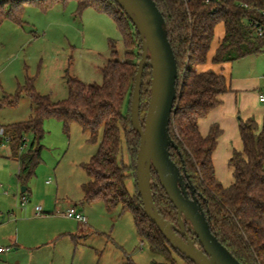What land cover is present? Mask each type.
I'll list each match as a JSON object with an SVG mask.
<instances>
[{
	"label": "trees",
	"instance_id": "obj_1",
	"mask_svg": "<svg viewBox=\"0 0 264 264\" xmlns=\"http://www.w3.org/2000/svg\"><path fill=\"white\" fill-rule=\"evenodd\" d=\"M67 1L0 0V26L7 20L22 23L24 3L48 10ZM76 1L82 10L93 8L113 17L122 36L124 57L118 58L115 41H111L112 58L102 68V83L85 84L70 78L69 96L59 102L36 92L33 80L28 79L14 98L5 96L0 100V109L15 107L20 95L26 94L33 105L28 121L8 126L0 123V146L9 144L13 158L20 164L19 177L27 180L42 162L45 119L61 120L66 131L71 124L77 123L90 134V143H97L101 135L97 153L83 165L89 177L82 185L83 203L102 201L108 210L121 207L123 212L129 211L138 235L150 251L168 261L154 264H177L165 238L144 214L136 185L140 137L131 123V101L142 54L140 36L114 0ZM154 1L165 19L178 67L177 100L169 126L170 136L178 149H171V158L202 195V207L218 240L240 263L264 264V118L261 126L254 118L239 121L243 150L233 151L228 164L234 182L229 187L223 186L213 163V154L223 132L218 125H213L208 136L203 137L199 121L221 104L220 97L228 93L230 87L223 74L196 70L197 66L207 63L215 30L220 24H224L225 35L212 59L213 64L232 63L264 53V0ZM151 80L152 70L147 66L141 94L142 124L151 99ZM126 102L128 109L124 113ZM29 135L32 137L30 144ZM122 137L131 162L129 167L119 159ZM152 174L156 207L165 220L178 225L176 209L157 174L154 171ZM130 177L135 179L136 194H130L126 187ZM186 228L198 244L187 222ZM185 260L186 264H194ZM127 264L134 263L129 259Z\"/></svg>",
	"mask_w": 264,
	"mask_h": 264
},
{
	"label": "rangeland",
	"instance_id": "obj_2",
	"mask_svg": "<svg viewBox=\"0 0 264 264\" xmlns=\"http://www.w3.org/2000/svg\"><path fill=\"white\" fill-rule=\"evenodd\" d=\"M21 21L7 20L0 26V100L14 98L28 79L33 80L36 92L53 102L65 100L70 78L85 84L102 83V68L112 58L111 41H115L118 58L124 57L122 36L113 17L93 8L82 10L76 0L48 10L24 3ZM224 67L233 85L246 88L242 98L246 107L237 119L245 121L249 114L261 122L264 53ZM32 108L30 98L21 94L15 107L0 109L1 125L28 121ZM127 109L126 102L122 111ZM44 130L42 162L27 180L19 177L20 164L9 144L0 146V248L7 251L0 264H15L5 257L14 253L20 264H127L129 259L134 264L167 263L138 235L129 211L123 212L121 207L108 210L102 201L83 203L82 185L89 180L83 165L97 153L101 135L97 143H90V134L77 123L66 131L64 123L53 118L45 119ZM228 135L232 144L242 145L239 133L237 139L233 132ZM31 140L29 135L28 144ZM119 159L131 165L123 137ZM231 171L227 164L218 169L222 181L217 178L225 187L224 178L233 177ZM126 187L136 194L134 178L126 180ZM37 207L43 210L38 217ZM70 208L83 214L87 223L67 218L64 214ZM15 239L19 248L13 246ZM171 252L177 264H186Z\"/></svg>",
	"mask_w": 264,
	"mask_h": 264
},
{
	"label": "water",
	"instance_id": "obj_3",
	"mask_svg": "<svg viewBox=\"0 0 264 264\" xmlns=\"http://www.w3.org/2000/svg\"><path fill=\"white\" fill-rule=\"evenodd\" d=\"M134 25L142 42L141 60L131 101V123L140 137L136 185L144 214L157 227L170 249L194 264H242L212 232L210 219L188 177L171 158L178 146L170 136V121L177 100L178 67L168 38L166 22L154 0H114ZM151 67V99L144 124L141 94L144 72ZM159 178L167 198L177 211L178 225L165 220L152 195V172ZM26 188L22 189V193ZM192 227L198 244L187 232Z\"/></svg>",
	"mask_w": 264,
	"mask_h": 264
},
{
	"label": "crops",
	"instance_id": "obj_4",
	"mask_svg": "<svg viewBox=\"0 0 264 264\" xmlns=\"http://www.w3.org/2000/svg\"><path fill=\"white\" fill-rule=\"evenodd\" d=\"M225 35V29H224V24H220L217 26L216 30H215V38L211 47V50L208 54V60L207 63L204 65H200L196 67V70L198 72H206L209 70H212L216 73H220L223 74L227 80V84L230 87V91L224 95H222L220 97L221 99V104L214 109L209 115L208 117L201 119L199 121V130L200 133L203 137L208 136L210 129L213 125H218L221 130H222V135L220 136V138L218 139V145L216 150L214 151L213 154V163H214V167H215V172H216V176L222 181V179L219 177L218 175V169L219 168H224V166L228 164L233 151H239L241 152L243 150V145H240L239 143H235L232 144L231 143V138L229 137L230 135H228V132L230 133H234L235 134V138L237 139L238 137V133H239V138L241 140L240 137V131H239V122L240 118L237 119L238 114L241 112L242 109H244L246 107V103H244V99L243 98V93L246 91V88H244L241 85H233V82H231L229 80L228 77L229 76V70L225 69L224 65H215L212 63V59L215 55V52L217 50V48L219 47L221 41L223 40ZM253 89V88H251ZM260 97V95H259ZM242 100V103H241ZM260 104V103H259ZM262 118L264 117V109H262V113H261ZM246 120L250 119V115L247 114V116L244 117ZM262 118H261V122H262ZM261 122L259 121V126H261ZM221 142L223 144V146L221 145ZM242 143V141H241ZM220 146L221 149H220ZM223 149V151H222ZM221 154V155H220ZM218 155H220L218 157ZM218 157V158H217ZM230 167V166H229ZM232 172V171H231ZM233 174V172H232ZM226 180V185L227 187H229L230 185L233 184L234 182V178L233 177H229V176H225L224 178ZM38 208L41 209V212L39 210H37ZM71 209V208H70ZM41 213L43 214V210L41 207H37L35 210V216H41ZM65 215V214H64ZM13 246L16 247H20L21 245L17 244V239L14 240L13 242ZM7 251L3 254H0V257L3 256L4 254H6ZM9 253V252H8ZM5 257L8 258V260H13L15 262V264H20L17 259V253L13 254V255H6ZM2 260V257H1ZM0 260V262H1ZM7 263V262H6Z\"/></svg>",
	"mask_w": 264,
	"mask_h": 264
},
{
	"label": "built area",
	"instance_id": "obj_5",
	"mask_svg": "<svg viewBox=\"0 0 264 264\" xmlns=\"http://www.w3.org/2000/svg\"><path fill=\"white\" fill-rule=\"evenodd\" d=\"M260 102L261 103H264V95H260ZM37 210H39L41 212V209L40 208H38ZM65 216L67 218L72 219V220H75V221H77L79 223H87V219L84 217V215L81 214V213H79V212H77V210L74 209V208L69 209L66 212ZM5 252H6L5 249L0 248V254H3Z\"/></svg>",
	"mask_w": 264,
	"mask_h": 264
}]
</instances>
